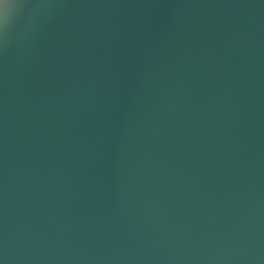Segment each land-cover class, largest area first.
Returning a JSON list of instances; mask_svg holds the SVG:
<instances>
[{
  "label": "water",
  "instance_id": "95a60500",
  "mask_svg": "<svg viewBox=\"0 0 264 264\" xmlns=\"http://www.w3.org/2000/svg\"><path fill=\"white\" fill-rule=\"evenodd\" d=\"M0 264H264V0H0Z\"/></svg>",
  "mask_w": 264,
  "mask_h": 264
}]
</instances>
